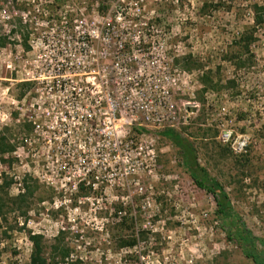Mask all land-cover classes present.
I'll list each match as a JSON object with an SVG mask.
<instances>
[{
  "label": "rangeland",
  "instance_id": "rangeland-1",
  "mask_svg": "<svg viewBox=\"0 0 264 264\" xmlns=\"http://www.w3.org/2000/svg\"><path fill=\"white\" fill-rule=\"evenodd\" d=\"M255 6L264 0H0V136L13 147L0 155V264H30V235L47 264H254L241 224L264 264ZM246 31L255 41L241 56ZM223 130L246 136L245 152ZM179 141L222 187V216ZM25 180L33 195L11 204Z\"/></svg>",
  "mask_w": 264,
  "mask_h": 264
},
{
  "label": "trees",
  "instance_id": "trees-1",
  "mask_svg": "<svg viewBox=\"0 0 264 264\" xmlns=\"http://www.w3.org/2000/svg\"><path fill=\"white\" fill-rule=\"evenodd\" d=\"M264 23V7L261 6H255L254 9V26L252 30L254 31V28H256L258 25H262ZM253 31L251 32H245L241 37L235 41V44L239 45V53L241 56L249 51L250 46L255 41L253 38ZM241 56H239L237 59L241 60ZM187 62L189 58H186ZM193 67L195 69H200V65L196 64L195 61L192 62ZM188 69H192L191 67H188ZM209 72L204 73V76L202 78V84L204 85V90H215V86L218 85L217 83L214 84L211 76L209 75ZM179 144L183 148V150L187 154L189 165L191 166L192 172H193V179L196 185L200 188H204L210 193H212L215 202L218 206L217 209V215L222 216V213L224 212L223 209H227V196L224 194V191L222 187L219 185V183L216 180L211 179L205 170L202 168H198L195 161L192 158L191 150L185 146V143L183 141H179ZM13 151V147L7 143L5 132L2 136H0V155H5L7 153H10ZM9 184L3 183L0 185V190H3L7 188ZM36 186H30L27 184V181H24V188L23 193L19 194L17 198L10 199L11 204L13 205H21L22 203H25L28 199V197L33 195V192L35 190ZM225 205V206H224ZM3 206V205H2ZM2 206L0 205V213L2 210ZM228 211V210H226ZM1 215V214H0ZM240 239L244 242V253L246 257L252 258L254 261V264H261V262L257 259V257L252 256V247L254 245V238L251 236V234L246 231L245 226L241 224V232L239 234ZM33 250L32 255L30 257V264H47V258L43 255V239L39 235H30L29 237ZM56 242H59V239H56ZM136 244L135 240H128L123 241L121 243V247H133ZM59 243L57 246H54L52 248V251L54 252L53 259H56L57 257L60 258L61 261H65L69 257V252L64 247H59ZM58 254L57 257H55ZM56 262L53 261L52 264H55Z\"/></svg>",
  "mask_w": 264,
  "mask_h": 264
},
{
  "label": "built area",
  "instance_id": "built-area-1",
  "mask_svg": "<svg viewBox=\"0 0 264 264\" xmlns=\"http://www.w3.org/2000/svg\"><path fill=\"white\" fill-rule=\"evenodd\" d=\"M1 18L4 20H7L8 16H5V14H1ZM164 94L167 96L169 94L168 90H165ZM105 104H106L107 108L109 109V106L112 104L111 99L107 97L105 99ZM188 106H193L196 108L197 103L196 102H186L185 104H183L184 109H187ZM173 115H175V112H173ZM146 119H147V121L161 122L160 118H157L156 120L155 119L151 120V118L149 116H147ZM219 140L221 141L222 144L228 145L229 148L235 154H241V153L245 152V150L248 146V138L246 136L240 135V136L234 137L233 132L231 130L221 131V133L219 135Z\"/></svg>",
  "mask_w": 264,
  "mask_h": 264
}]
</instances>
